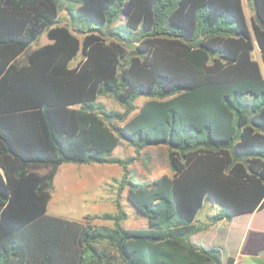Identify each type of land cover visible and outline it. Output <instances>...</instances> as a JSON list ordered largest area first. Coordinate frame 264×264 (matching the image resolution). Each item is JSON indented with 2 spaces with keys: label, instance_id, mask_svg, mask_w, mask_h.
I'll return each mask as SVG.
<instances>
[{
  "label": "trees",
  "instance_id": "trees-1",
  "mask_svg": "<svg viewBox=\"0 0 264 264\" xmlns=\"http://www.w3.org/2000/svg\"><path fill=\"white\" fill-rule=\"evenodd\" d=\"M65 1L72 28L63 0H0V264H233L191 236L206 198L212 223L264 207V0ZM121 140L166 146L172 174L136 179ZM68 162L122 167L111 225L48 212ZM124 189L147 225L124 226Z\"/></svg>",
  "mask_w": 264,
  "mask_h": 264
},
{
  "label": "rangeland",
  "instance_id": "rangeland-1",
  "mask_svg": "<svg viewBox=\"0 0 264 264\" xmlns=\"http://www.w3.org/2000/svg\"><path fill=\"white\" fill-rule=\"evenodd\" d=\"M66 4L67 2L63 0V7L59 13V23L67 24L72 28L74 23ZM247 10L249 14L254 12L250 8H247ZM49 41L50 40L47 37L46 32H44L40 38L34 42L32 47L45 44ZM259 56V50H256L255 57ZM83 58L84 56L82 52H79L71 61V65H76ZM25 59L26 55L21 56V62H24ZM146 100L147 98L144 96H141L136 100L137 109L135 113L139 112L142 104ZM98 101L102 102L107 109L124 111V107L110 95L99 96ZM112 155L119 157H135L130 167L134 177L138 180L152 181L163 174H172L168 157V149L164 145L146 147L142 150L141 154L138 155L133 146L128 144L125 140H121L120 144L113 150ZM82 165L88 166L86 164ZM90 165L95 167V169L99 168L101 170L100 179L96 180L95 178L93 180L94 183L91 179H88V181L84 184L80 182V180L85 178L86 175L81 170L77 169L76 175L78 176V181L75 186L69 190L66 188L64 183L67 177L71 178L66 169L81 165L78 163L68 162L59 167L54 180L55 186L52 193L53 199L49 202L48 212L66 216L71 219L81 220L93 226L111 225L112 222L103 219L101 215L105 212H117L115 201L117 199L120 180L123 175L122 167L118 164L112 163H90ZM44 170L45 169L41 168L39 171ZM64 172L65 175L63 174ZM66 181L68 184V178ZM60 186L64 189L60 188ZM121 202L123 209L128 214L127 218L123 221L124 226L135 228L147 225V220L144 215L127 199L126 189L123 190ZM223 209L224 207L214 200L206 198L203 207L198 213V221L200 222L205 220L206 214L223 212ZM223 227H226V224H223ZM255 227H257V224L254 228ZM97 245L111 254H116L115 250H113V248L110 247L106 241L100 242Z\"/></svg>",
  "mask_w": 264,
  "mask_h": 264
},
{
  "label": "crops",
  "instance_id": "crops-1",
  "mask_svg": "<svg viewBox=\"0 0 264 264\" xmlns=\"http://www.w3.org/2000/svg\"><path fill=\"white\" fill-rule=\"evenodd\" d=\"M79 165L81 166L66 169L69 176H71V178L67 177L70 184H67L66 177L64 181L68 190L75 186L78 181V176L76 175L77 169L81 170L86 175L85 178L80 180V182L84 184L88 179L92 181L95 178L96 180L100 179L101 170L99 168L95 169V167H92L90 164H86L88 166ZM63 174L65 175V172ZM60 188L63 187L60 186ZM52 199L51 197V200ZM214 213L206 214L205 220L200 222L198 221L197 215L196 224L208 226L195 232L191 236L192 241L205 247L213 245L219 246L222 250L223 261H226L228 257L232 256L234 257L233 264H264V207L237 214L231 220L223 218L212 223L209 221L208 216ZM223 224H226V227H223ZM256 224L257 227L254 228Z\"/></svg>",
  "mask_w": 264,
  "mask_h": 264
}]
</instances>
